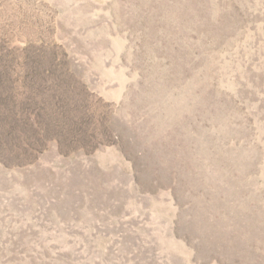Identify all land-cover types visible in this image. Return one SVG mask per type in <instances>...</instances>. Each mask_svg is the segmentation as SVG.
I'll use <instances>...</instances> for the list:
<instances>
[{
  "label": "rangeland",
  "instance_id": "1",
  "mask_svg": "<svg viewBox=\"0 0 264 264\" xmlns=\"http://www.w3.org/2000/svg\"><path fill=\"white\" fill-rule=\"evenodd\" d=\"M0 264H264V0H0Z\"/></svg>",
  "mask_w": 264,
  "mask_h": 264
}]
</instances>
